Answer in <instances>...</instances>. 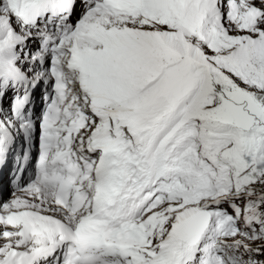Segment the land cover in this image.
<instances>
[{
    "label": "snow or ice",
    "instance_id": "1",
    "mask_svg": "<svg viewBox=\"0 0 264 264\" xmlns=\"http://www.w3.org/2000/svg\"><path fill=\"white\" fill-rule=\"evenodd\" d=\"M0 264H264V0H0Z\"/></svg>",
    "mask_w": 264,
    "mask_h": 264
}]
</instances>
